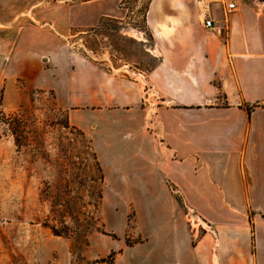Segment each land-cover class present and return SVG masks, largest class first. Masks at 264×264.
<instances>
[{
  "label": "crops",
  "instance_id": "obj_1",
  "mask_svg": "<svg viewBox=\"0 0 264 264\" xmlns=\"http://www.w3.org/2000/svg\"><path fill=\"white\" fill-rule=\"evenodd\" d=\"M27 1L12 11V65L89 133L114 193L134 196L139 239L114 240L112 264H264V2L217 6L210 39L184 0H149L155 62L129 76L67 40L122 19L121 0L100 11L91 8L109 0L67 11Z\"/></svg>",
  "mask_w": 264,
  "mask_h": 264
},
{
  "label": "rangeland",
  "instance_id": "obj_2",
  "mask_svg": "<svg viewBox=\"0 0 264 264\" xmlns=\"http://www.w3.org/2000/svg\"><path fill=\"white\" fill-rule=\"evenodd\" d=\"M23 1L0 0V117L9 116L16 132L14 137L0 120V264H112L114 240L139 239L134 196L114 193L89 133L68 123L51 90L32 86L25 68L12 65L16 35L10 21ZM54 1L44 5L56 9L65 2L67 11L86 0ZM148 1L121 0L122 19H100L69 37V46L114 73H146L155 62L151 37L143 33ZM184 1L199 21L198 5ZM113 3H97L91 11ZM210 8L217 11V5ZM89 9L80 13L87 17ZM205 31L212 39L213 30ZM103 156L113 163L110 154Z\"/></svg>",
  "mask_w": 264,
  "mask_h": 264
},
{
  "label": "built area",
  "instance_id": "obj_3",
  "mask_svg": "<svg viewBox=\"0 0 264 264\" xmlns=\"http://www.w3.org/2000/svg\"><path fill=\"white\" fill-rule=\"evenodd\" d=\"M194 1L199 7L198 18L202 28L205 30H213L215 27V22H214L215 10H212L210 8L212 4L217 5L225 13H230L237 9V0H194ZM140 74L142 73L133 72L132 75L135 76ZM189 221H192V217H189Z\"/></svg>",
  "mask_w": 264,
  "mask_h": 264
},
{
  "label": "trees",
  "instance_id": "obj_4",
  "mask_svg": "<svg viewBox=\"0 0 264 264\" xmlns=\"http://www.w3.org/2000/svg\"><path fill=\"white\" fill-rule=\"evenodd\" d=\"M258 1H260V2H264V0H258ZM10 117H12V116H10ZM0 120H1L3 123H5L6 125H8V128H9L11 134H13L14 137H15V135H16L15 129H14L13 126H11V124L8 122V120H9V116H7V117H0ZM14 139H15V138H14Z\"/></svg>",
  "mask_w": 264,
  "mask_h": 264
}]
</instances>
